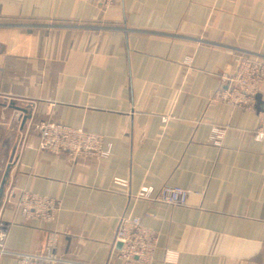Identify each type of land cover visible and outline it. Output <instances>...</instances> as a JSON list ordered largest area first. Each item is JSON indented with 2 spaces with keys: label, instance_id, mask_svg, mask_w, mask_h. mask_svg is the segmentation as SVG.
Segmentation results:
<instances>
[{
  "label": "crops",
  "instance_id": "crops-1",
  "mask_svg": "<svg viewBox=\"0 0 264 264\" xmlns=\"http://www.w3.org/2000/svg\"><path fill=\"white\" fill-rule=\"evenodd\" d=\"M246 53L264 58V0H0V180L13 159L0 264L44 253L53 231L64 264H107L125 215L160 232L154 264H264V89L255 113L213 101ZM46 121L104 136L111 154L41 150ZM164 186L188 205L138 197ZM25 190L60 202L54 224L18 214Z\"/></svg>",
  "mask_w": 264,
  "mask_h": 264
},
{
  "label": "built area",
  "instance_id": "built-area-1",
  "mask_svg": "<svg viewBox=\"0 0 264 264\" xmlns=\"http://www.w3.org/2000/svg\"><path fill=\"white\" fill-rule=\"evenodd\" d=\"M98 4L110 10L118 0H97ZM225 87L218 90L214 96L216 104L232 109L255 113L258 99L264 89V58L246 53L237 59L230 72L221 75ZM261 123L254 133L257 141L264 140V104L258 113ZM39 148L56 156H66L72 163L85 158H107L112 151V145L104 136L62 123L46 121L40 125ZM226 130L214 129L216 144L221 145ZM116 184L128 187L125 180H116ZM191 192L180 187L164 186L160 190L143 188L138 197L151 200L166 206L188 205ZM18 214L27 223L39 222L54 224L61 211L58 200L30 191H23L17 205ZM12 224L0 221V262L7 254L6 245ZM160 232L143 224L140 218L125 215L119 222L115 237V245H122L118 250L115 245L107 264H154ZM60 235L50 232L44 253H16L15 264H64L58 253ZM174 256L168 254L167 262L173 263ZM74 263V262H73ZM75 264V263H74Z\"/></svg>",
  "mask_w": 264,
  "mask_h": 264
},
{
  "label": "water",
  "instance_id": "water-1",
  "mask_svg": "<svg viewBox=\"0 0 264 264\" xmlns=\"http://www.w3.org/2000/svg\"><path fill=\"white\" fill-rule=\"evenodd\" d=\"M20 111L24 112L25 114L27 113L25 110L23 109H19ZM28 121V116H25L24 118V124H26ZM12 167H13V159L11 160V163L7 166L6 170H5V173L3 175V178H2V181H1V184H0V212L2 210V207L4 205V201H5V195H6V190H7V187L9 185V179H10V174H11V171H12ZM122 248V245H118V250H121Z\"/></svg>",
  "mask_w": 264,
  "mask_h": 264
},
{
  "label": "rangeland",
  "instance_id": "rangeland-1",
  "mask_svg": "<svg viewBox=\"0 0 264 264\" xmlns=\"http://www.w3.org/2000/svg\"><path fill=\"white\" fill-rule=\"evenodd\" d=\"M2 181V178H1V180H0V182Z\"/></svg>",
  "mask_w": 264,
  "mask_h": 264
}]
</instances>
